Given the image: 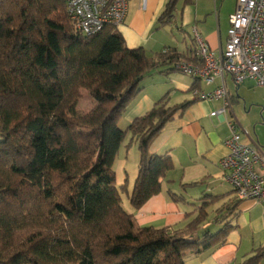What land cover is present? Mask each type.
<instances>
[{
	"label": "trees",
	"instance_id": "obj_1",
	"mask_svg": "<svg viewBox=\"0 0 264 264\" xmlns=\"http://www.w3.org/2000/svg\"><path fill=\"white\" fill-rule=\"evenodd\" d=\"M181 1L193 4L167 0L158 29L176 23ZM181 60L195 52L149 57L129 49L117 26L82 35L65 0H0V264H185L192 251L226 242L229 223L196 238L217 197L201 199L180 230L138 227L123 207L124 193L135 209L161 194L174 165L150 147L191 102L169 106L165 96L126 130L120 120L153 71H177ZM84 93L94 105L80 112ZM128 133L140 152L130 193L114 169ZM263 260L261 249L244 264Z\"/></svg>",
	"mask_w": 264,
	"mask_h": 264
},
{
	"label": "crops",
	"instance_id": "obj_2",
	"mask_svg": "<svg viewBox=\"0 0 264 264\" xmlns=\"http://www.w3.org/2000/svg\"><path fill=\"white\" fill-rule=\"evenodd\" d=\"M237 1L193 0L191 5H184L181 1L176 28L183 44L157 27L167 0H130L125 21L118 29L129 49L144 47L156 54L174 49L179 54L193 55L198 35L219 56L227 45L229 20ZM187 34L190 42L186 39ZM172 72L175 71L167 72L168 77L159 78V82H154V85L151 82V87H146L148 90H144L130 105L120 127L125 129L137 118L145 116L165 96L169 106L191 102L182 116L165 126L150 147L153 155L170 156L174 168L163 180L161 194L140 209L131 205L127 195L129 206L124 209L134 216L138 227H172L178 230L185 228L197 216L201 199L217 197L219 200L208 209V220L196 238L207 232L216 234L227 223L236 229L230 232L224 244L212 246L201 254H195L196 250L189 253L185 264H244L257 250L264 249V203L239 201L232 186L223 180L220 162L229 153L225 141L230 135L228 123L234 119L243 129L242 142L245 145L257 144L264 156V88L256 87L252 81L237 86L231 75L218 77L213 84L207 85L187 75L169 76ZM195 82V88L204 92L224 85L231 107L223 112L225 103L222 100L208 102L196 99L192 93ZM213 112L220 115L213 117ZM137 149L136 142H125L114 165L117 186L127 185L129 193L138 176L140 155ZM198 182L202 183L189 192L181 188ZM171 193L182 194L184 201L175 202ZM222 216L226 218L224 221L220 220Z\"/></svg>",
	"mask_w": 264,
	"mask_h": 264
},
{
	"label": "built area",
	"instance_id": "obj_3",
	"mask_svg": "<svg viewBox=\"0 0 264 264\" xmlns=\"http://www.w3.org/2000/svg\"><path fill=\"white\" fill-rule=\"evenodd\" d=\"M65 1L75 29L84 36H92L107 25L121 26L130 0ZM229 22L227 45L219 56L196 35V60H181L175 64L176 70L207 85L218 77L231 75L237 86L252 81L256 87L264 88V0H238ZM192 93L200 101H224L223 112L231 107L224 85L211 92L193 88ZM218 115L217 112L211 114ZM228 126L230 135L225 145L229 153L220 162L223 180L232 186L239 201L264 203V156L257 144L242 142L243 129L237 120H232Z\"/></svg>",
	"mask_w": 264,
	"mask_h": 264
},
{
	"label": "rangeland",
	"instance_id": "obj_4",
	"mask_svg": "<svg viewBox=\"0 0 264 264\" xmlns=\"http://www.w3.org/2000/svg\"><path fill=\"white\" fill-rule=\"evenodd\" d=\"M177 10H178V6H177ZM177 15H178V13L176 12V17H177ZM163 32H167V34H168V36L169 37H173V39L174 40H176V41H178L179 43H181V44H183L182 43V40H180V32L177 30V28H176V23L174 22L173 24H171V25H168V26H165V27H162V29H161ZM190 37H189V35L187 34V36H186V39H187V41L188 42H190L189 39ZM146 50H147V54H148V56L149 57H154V56H156L157 54H160L161 52H158L157 54L155 53V52H149L150 50H149V48H145ZM167 68H161L160 70H156V71H153L148 77H147V79L144 81V83H143V86L145 87V89L144 90H148L146 87H151L150 86V83L151 82H153V85H154V82H156L157 81V79L159 80V78H162V77H168V75H167ZM172 74H180V75H183V76H186L185 74H183V73H181V72H179V71H175V72H172V73H170L169 74V76L170 75H172ZM188 76V75H187ZM190 77V76H189ZM149 80V81H148ZM160 81V80H159ZM159 81H157V82H159ZM156 82V83H157ZM143 90V91H144ZM142 91V92H143ZM84 95H85V97H84V99L81 101V104H80V106H79V111L80 112H86V111H89V109H90V104L91 105H94V102H93V100L86 94V93H84ZM124 117V116H123ZM123 119V118H122ZM121 119V120H122ZM120 120V121H121ZM131 125V124H130ZM129 125V126H130ZM119 126H120V123H119ZM128 126V127H129ZM127 127V128H128ZM127 128H125V129H123V130H126ZM131 139H132V135H131V133H128V135H127V137H126V140H125V142H127V144L128 143H130L131 142ZM132 143V142H131ZM134 144V143H133ZM132 144V145H133ZM133 147V150H135L134 148V146H132ZM136 152H139L138 151V149H137V151ZM133 154V153H132ZM139 155H140V152L138 153ZM132 156V155H131ZM139 171V170H138ZM136 179V178H135ZM135 181V180H134ZM190 185V184H189ZM181 188L183 189V190H187L188 192H189V190H191V189H194V188H196V187H192V186H185V185H182L181 186ZM177 196H178V201H175V202H181V201H184L183 200V198L180 196V195H182V194H176ZM122 198H123V207L124 208H128V204H129V202H128V199H127V194L126 193H124L123 195H122ZM174 229V228H173ZM184 229V228H183ZM178 230H180V229H178Z\"/></svg>",
	"mask_w": 264,
	"mask_h": 264
}]
</instances>
